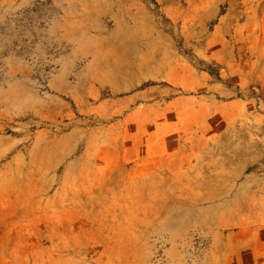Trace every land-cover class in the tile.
<instances>
[{
    "label": "rangeland",
    "instance_id": "rangeland-1",
    "mask_svg": "<svg viewBox=\"0 0 264 264\" xmlns=\"http://www.w3.org/2000/svg\"><path fill=\"white\" fill-rule=\"evenodd\" d=\"M0 264H264V0H0Z\"/></svg>",
    "mask_w": 264,
    "mask_h": 264
}]
</instances>
